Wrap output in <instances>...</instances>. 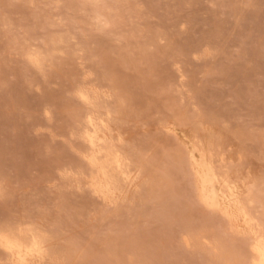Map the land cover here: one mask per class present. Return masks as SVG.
Masks as SVG:
<instances>
[{"label":"rangeland","instance_id":"rangeland-1","mask_svg":"<svg viewBox=\"0 0 264 264\" xmlns=\"http://www.w3.org/2000/svg\"><path fill=\"white\" fill-rule=\"evenodd\" d=\"M197 151L249 227L204 202ZM0 233L29 264H256L264 0H0Z\"/></svg>","mask_w":264,"mask_h":264},{"label":"bare ground","instance_id":"bare-ground-1","mask_svg":"<svg viewBox=\"0 0 264 264\" xmlns=\"http://www.w3.org/2000/svg\"><path fill=\"white\" fill-rule=\"evenodd\" d=\"M88 127L89 131L86 134L85 139L91 148H96L98 146L97 137L99 135L97 134L98 136L96 137V132L92 133V121H90ZM193 148H195V146H193ZM198 151L193 154V163H195V169L199 179L200 193L204 202L210 207L223 210L232 220H237L239 216H242V223L244 226L249 227V220L234 205V199L236 196L235 191L217 178V172L214 173L212 163L208 160L209 158L207 155L202 154L203 152L198 153ZM89 162L98 172V176L93 183L95 192L100 197H103V199L113 198L112 196L115 195V190L113 188L114 181L112 180V174L115 171H121V163L117 161V159L116 161H113L109 158V155L105 156L104 161H102L99 156L95 155L94 158H89ZM17 234L19 235V232H17ZM17 234L15 236H17ZM15 236L0 233V246L13 257L16 264H29L34 260L41 261L44 258V250L36 238H32L29 243H26L23 239H21L23 240L21 241ZM25 238H27V236ZM254 252L258 258L256 264H264V240H262V237L258 239L254 247Z\"/></svg>","mask_w":264,"mask_h":264}]
</instances>
